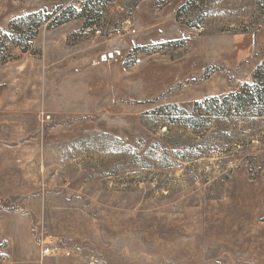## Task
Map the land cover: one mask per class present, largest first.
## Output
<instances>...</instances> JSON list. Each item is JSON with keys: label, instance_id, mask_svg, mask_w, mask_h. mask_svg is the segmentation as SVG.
Segmentation results:
<instances>
[{"label": "rangeland", "instance_id": "1", "mask_svg": "<svg viewBox=\"0 0 264 264\" xmlns=\"http://www.w3.org/2000/svg\"><path fill=\"white\" fill-rule=\"evenodd\" d=\"M256 92L264 0H0V264H264Z\"/></svg>", "mask_w": 264, "mask_h": 264}, {"label": "trees", "instance_id": "2", "mask_svg": "<svg viewBox=\"0 0 264 264\" xmlns=\"http://www.w3.org/2000/svg\"><path fill=\"white\" fill-rule=\"evenodd\" d=\"M87 7H88L87 4H81L80 8H77L76 4H69L67 6L66 5H59L53 11V13L47 14L46 17L42 16L40 20H39V18L42 15V12H35V13H31L27 16H24L22 18H19L18 20H14L12 22V25H14L16 23H22L24 25H30L31 23H29V22H31V21H39L37 25L35 24L36 27H40V25H42L43 23H46L48 21H50V24L51 23L61 24V23H64V22L72 19L71 17H66V14H68L69 12L74 14V17H88L87 16L88 14H86V13H87V11H89V8H87ZM31 25H33V23ZM19 33H22V30H19ZM30 38H32V37H30ZM15 42L17 44H21L20 42H17V41H15ZM249 86H250L249 84H246V87H249ZM236 96L241 97V93H239V94L237 93ZM222 102H223L222 99L219 97H216L214 99L203 100L200 103L196 104V110L198 108H203L205 111H210V112H214L215 114H217L219 112V110L213 109V104H216V106L219 107L218 105L222 104ZM246 102L249 105L259 106L260 104L264 103V95L262 92H259V93L256 92V93L252 94L251 96H249L247 98ZM184 112L187 114V112L185 110H184ZM189 121L191 123L190 124L191 127L195 128V127L200 126V120L193 117L192 114L189 115Z\"/></svg>", "mask_w": 264, "mask_h": 264}, {"label": "built area", "instance_id": "3", "mask_svg": "<svg viewBox=\"0 0 264 264\" xmlns=\"http://www.w3.org/2000/svg\"><path fill=\"white\" fill-rule=\"evenodd\" d=\"M129 25L126 24L124 25L122 28H120L118 30V34H123L124 32H126L127 30H129ZM131 32L135 33V30H131ZM43 255H51L52 254V248L51 247H46L43 251H42ZM69 254V252H68Z\"/></svg>", "mask_w": 264, "mask_h": 264}]
</instances>
